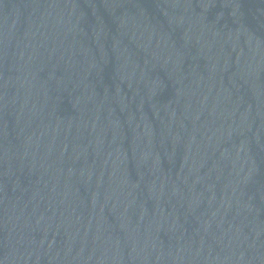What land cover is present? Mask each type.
Returning <instances> with one entry per match:
<instances>
[{
	"label": "water",
	"instance_id": "obj_1",
	"mask_svg": "<svg viewBox=\"0 0 264 264\" xmlns=\"http://www.w3.org/2000/svg\"><path fill=\"white\" fill-rule=\"evenodd\" d=\"M0 264H264V0H0Z\"/></svg>",
	"mask_w": 264,
	"mask_h": 264
}]
</instances>
